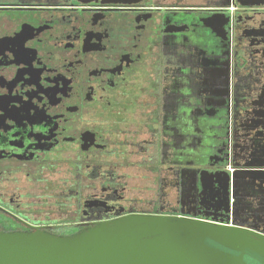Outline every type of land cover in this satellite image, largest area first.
Returning a JSON list of instances; mask_svg holds the SVG:
<instances>
[{
	"label": "flooded vegetation",
	"instance_id": "flooded-vegetation-1",
	"mask_svg": "<svg viewBox=\"0 0 264 264\" xmlns=\"http://www.w3.org/2000/svg\"><path fill=\"white\" fill-rule=\"evenodd\" d=\"M228 1L0 0V231L264 233V6Z\"/></svg>",
	"mask_w": 264,
	"mask_h": 264
},
{
	"label": "water",
	"instance_id": "water-1",
	"mask_svg": "<svg viewBox=\"0 0 264 264\" xmlns=\"http://www.w3.org/2000/svg\"><path fill=\"white\" fill-rule=\"evenodd\" d=\"M247 249L264 257V233L176 215H126L73 235L0 231V264H247Z\"/></svg>",
	"mask_w": 264,
	"mask_h": 264
},
{
	"label": "trees",
	"instance_id": "trees-1",
	"mask_svg": "<svg viewBox=\"0 0 264 264\" xmlns=\"http://www.w3.org/2000/svg\"><path fill=\"white\" fill-rule=\"evenodd\" d=\"M236 2L241 4L242 6H246V5L264 6V0H237ZM228 3H229L228 4L229 6H232V5L236 4V3H233L231 0L228 1ZM248 251L250 253H252L253 255H255L256 257H258V258H264V257H261L260 255H258L257 253H255V252H253V251H251L249 249H248Z\"/></svg>",
	"mask_w": 264,
	"mask_h": 264
},
{
	"label": "built area",
	"instance_id": "built-area-1",
	"mask_svg": "<svg viewBox=\"0 0 264 264\" xmlns=\"http://www.w3.org/2000/svg\"><path fill=\"white\" fill-rule=\"evenodd\" d=\"M230 8L233 10L234 9V7L233 6H230Z\"/></svg>",
	"mask_w": 264,
	"mask_h": 264
}]
</instances>
